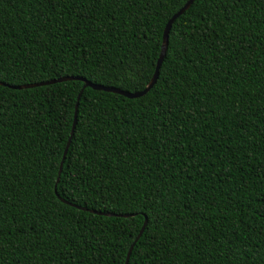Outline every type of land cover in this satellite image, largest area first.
Returning <instances> with one entry per match:
<instances>
[{
    "label": "trees",
    "instance_id": "1",
    "mask_svg": "<svg viewBox=\"0 0 264 264\" xmlns=\"http://www.w3.org/2000/svg\"><path fill=\"white\" fill-rule=\"evenodd\" d=\"M186 1L0 0V264H125L145 218L127 264H264V0H194L142 96L84 87L56 181L81 78L142 90Z\"/></svg>",
    "mask_w": 264,
    "mask_h": 264
},
{
    "label": "water",
    "instance_id": "2",
    "mask_svg": "<svg viewBox=\"0 0 264 264\" xmlns=\"http://www.w3.org/2000/svg\"><path fill=\"white\" fill-rule=\"evenodd\" d=\"M194 0H187L183 5L182 7H180L169 19L168 21L166 22L165 24V27L163 29V34H162V44H161V51H160V55L157 59V62H156V65H155V69H154V72L152 74V77L150 79V81L148 82V84L140 91H134V92H130V91H126V90H122L120 88H117V87H112V86H106V85H102V84H96V83H92L88 80H85L84 78H81V80L84 82V85L82 87V89L79 91L78 95H77V100H76V103H75V109H74V115H73V121H72V125H71V130H70V135L68 137V140H67V143L65 145V148L63 150V155H62V158H61V161H60V164H59V170H58V176L56 178V181L59 180V175L61 173V169H62V165H63V160L65 158V155L67 153V149H68V146H69V143L71 141V137H72V134L74 132V128H75V123H76V117H77V107H78V101L80 99V96H81V93H82V90L84 87H91L93 89H98V90H104V91H109V92H114V93H118V94H121L125 97H128V98H135V97H139V96H142L144 95L153 85L154 83L156 82L157 80V77H158V72H159V68H160V65H161V62H162V59H163V56H164V53H165V50H166V46H167V43H168V32L170 30V27L172 25V23L174 22V20L180 16L186 9L189 8V6L191 5V3L193 2ZM73 78H77V77H72V76H63V77H60V78H55V79H51V80H46V81H41V82H34V83H28V84H21V85H12L11 87L13 88H17V89H21V88H28V87H33V86H38V85H44V84H49V83H53V82H57V81H63V80H68V79H73ZM0 84H3L2 82H0ZM63 202H67L66 200L64 199H61ZM68 203V202H67ZM70 204V203H69ZM97 213H103V212H99L97 211ZM105 215H117V216H128L130 214H116V213H103ZM145 225H146V218L137 234V236L135 237L133 243L130 245L129 249H128V252H127V255H126V259H125V264H127L128 262V258H129V255H130V252L132 250V247H133V244L135 243V241L139 238V236L142 234L144 228H145Z\"/></svg>",
    "mask_w": 264,
    "mask_h": 264
}]
</instances>
